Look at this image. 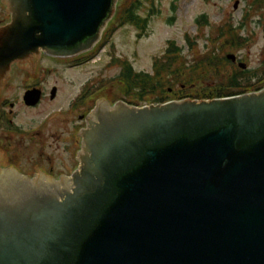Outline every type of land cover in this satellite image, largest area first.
<instances>
[{
    "label": "water",
    "instance_id": "water-1",
    "mask_svg": "<svg viewBox=\"0 0 264 264\" xmlns=\"http://www.w3.org/2000/svg\"><path fill=\"white\" fill-rule=\"evenodd\" d=\"M26 1L36 24L21 42L66 55L99 38L117 3ZM79 135L69 176L0 173V264H264V88L142 106L101 99Z\"/></svg>",
    "mask_w": 264,
    "mask_h": 264
},
{
    "label": "rangeland",
    "instance_id": "rangeland-1",
    "mask_svg": "<svg viewBox=\"0 0 264 264\" xmlns=\"http://www.w3.org/2000/svg\"><path fill=\"white\" fill-rule=\"evenodd\" d=\"M119 0H117L118 3ZM254 0H150L140 11L145 16L151 14L147 31L137 37V29L132 25H124L118 28L111 36L109 43L104 48L96 52L93 60L79 67H68L48 59L50 67H59L57 74L52 76V83L58 86L57 97L54 101H48L35 109L28 110L22 114V120L28 122L27 125H34L42 119L47 112L57 111L59 108L67 107L70 99L79 94L80 89L86 81L87 85L101 84L102 80H107L117 74L118 66L109 65L111 53L127 58L133 69L136 71L151 72L154 57L161 56L169 40L181 47L182 55L188 60L194 61L197 55L206 54L213 44L220 56L226 53H236L241 56V61L245 63L247 70H256L259 66L260 75L264 66V4L249 7ZM258 7V8H255ZM205 15L208 25L198 24L197 19ZM234 30L237 39H245L242 47L221 48L224 36H220L217 42H213L214 36L219 30L216 26L227 29L229 26ZM211 27V28H210ZM187 39L194 41L192 47ZM213 42V43H212ZM226 64V65H225ZM224 64V75L241 68L230 61ZM64 65V66H63ZM203 82L201 85L218 83L220 80ZM51 85V84H50ZM176 88L177 84L167 85ZM166 86V87H167ZM110 86H107L109 88ZM110 89V88H109ZM257 91V90H255ZM115 89L107 90L105 94L99 96L87 108L95 106L96 101L107 99V103L113 105L116 101ZM186 99V98H185ZM193 99V98H189ZM83 111V110H79ZM75 116V115H74ZM67 119H57L49 122L48 128L42 133L39 139L43 147L41 150L45 157L41 165L43 169L52 168L53 171L62 172L69 176L78 167V160H74L75 153L80 150L79 145L72 151L68 150L66 143L69 138L75 140L78 130L73 131L72 124L78 121L77 117L66 116ZM26 125V126H27ZM73 134V135H72ZM74 136V137H73ZM81 146V145H80ZM39 147L34 148V155ZM79 149V150H78ZM76 154V155H77ZM77 157V156H76ZM44 172V171H43ZM45 173V172H44ZM48 176V175H47ZM53 178L52 176H48ZM57 177V176H56ZM59 179V178H54Z\"/></svg>",
    "mask_w": 264,
    "mask_h": 264
},
{
    "label": "flooded vegetation",
    "instance_id": "flooded-vegetation-1",
    "mask_svg": "<svg viewBox=\"0 0 264 264\" xmlns=\"http://www.w3.org/2000/svg\"><path fill=\"white\" fill-rule=\"evenodd\" d=\"M25 4L19 5V0L15 3H13V0H0V173L8 171L9 174H20L26 178H36L41 174L60 178L63 176L62 172L59 173L53 171L52 168L43 169L41 167L45 157L41 150L43 144L39 142V139L48 128L49 122L57 119L70 120L66 116L77 117L78 121L73 122L72 129L80 132V129L85 126L86 114L94 105L89 110L87 108L98 98L95 97L97 94L96 84L92 85V88L86 93L85 88L90 82L86 81L79 94L70 99L67 107L47 112L34 125H27L28 122L21 119L22 114L39 107L45 102L54 101L57 97L58 86L52 83V76L57 74L60 68L57 66L50 67L47 62L48 59H54L64 65L67 62L68 67H79L87 64L89 61L80 64L75 62L74 58L92 51L99 38L88 47H85L88 40L85 39L76 45V53L69 55H66L65 52L71 49L49 50L46 46L40 45L32 49L30 48L32 36L30 42H21L23 40V36L20 35L21 30L25 29L27 31L36 24L27 1ZM18 10L21 11L18 12ZM39 37L41 38V33L35 30L34 38ZM15 40L18 41L19 46H16L17 48L13 52H20V54L14 58L6 59L3 55H8L6 52L10 50V44ZM235 56L234 61H229L237 65L242 57L236 53ZM255 69L252 73L253 79L257 82V86H262L259 89L261 90L264 88V76L260 75L259 66ZM31 90H37L39 94V99L35 103H30L27 98V93ZM52 90H54L53 96ZM79 132L80 149L81 137ZM66 146L72 153L77 144L75 140L69 138V143H66ZM35 147H39L40 151L35 149L37 151L34 155ZM76 154L77 151L73 157L74 160L77 159ZM44 175L42 177L47 180Z\"/></svg>",
    "mask_w": 264,
    "mask_h": 264
},
{
    "label": "trees",
    "instance_id": "trees-1",
    "mask_svg": "<svg viewBox=\"0 0 264 264\" xmlns=\"http://www.w3.org/2000/svg\"><path fill=\"white\" fill-rule=\"evenodd\" d=\"M148 1L150 0H119L115 12L103 30L101 39L95 48L87 54L75 57L74 61L80 64L89 61L102 46H107L112 34L124 25L134 26L137 29L136 36L141 37L147 31L151 14L148 12L143 16L140 11ZM263 4L264 0H254L249 8L252 9L255 5ZM197 23L208 25L205 15H201L197 19ZM228 26L227 29L216 26L214 29L219 32L211 41L216 43L220 36H224L221 48L242 47L245 39L240 37L237 39L231 25ZM187 42L191 47L194 44V41L189 39ZM215 48V44H213L206 54L197 55L192 62L182 55L181 47L169 40L163 54L154 57L151 72L136 71L127 58L116 56L112 52L108 64L118 66L119 71L115 76L102 80V83L97 85L96 90H103L98 92L95 97L102 96L107 90L115 89V101L123 100L128 104L142 105L183 98L228 97L259 90L262 87L257 86V82L253 79V71L247 69L237 68L236 71L224 75V64L229 61L224 55L220 56ZM261 74L264 76V67ZM216 78L220 81L209 83L212 86H199L203 82H212ZM174 84H177L175 89L172 86H167ZM109 85L111 88L107 89ZM90 88L92 86L87 85L86 93Z\"/></svg>",
    "mask_w": 264,
    "mask_h": 264
}]
</instances>
